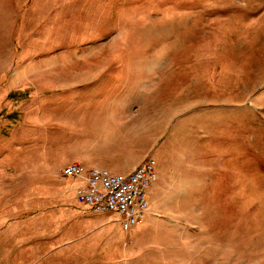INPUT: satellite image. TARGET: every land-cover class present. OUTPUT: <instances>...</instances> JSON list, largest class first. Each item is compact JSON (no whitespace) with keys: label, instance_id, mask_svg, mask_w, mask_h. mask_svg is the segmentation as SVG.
I'll list each match as a JSON object with an SVG mask.
<instances>
[{"label":"rangeland","instance_id":"obj_1","mask_svg":"<svg viewBox=\"0 0 264 264\" xmlns=\"http://www.w3.org/2000/svg\"><path fill=\"white\" fill-rule=\"evenodd\" d=\"M148 157L132 230L74 204ZM0 264H264V0H0Z\"/></svg>","mask_w":264,"mask_h":264},{"label":"built area","instance_id":"obj_2","mask_svg":"<svg viewBox=\"0 0 264 264\" xmlns=\"http://www.w3.org/2000/svg\"><path fill=\"white\" fill-rule=\"evenodd\" d=\"M65 177H75L81 183L76 199L97 212H113L120 216L123 229L130 231L142 223L150 209L148 192L157 178V161L148 157L127 174L83 163H70L62 168Z\"/></svg>","mask_w":264,"mask_h":264},{"label":"crops","instance_id":"obj_3","mask_svg":"<svg viewBox=\"0 0 264 264\" xmlns=\"http://www.w3.org/2000/svg\"><path fill=\"white\" fill-rule=\"evenodd\" d=\"M144 162V161H143ZM142 162V163H143ZM83 164H85V163H83ZM86 165V164H85ZM140 165V164H139ZM87 166H89V165H87ZM90 166H92V165H90ZM98 166H100V165H98ZM101 167H104V166H101ZM104 168H106V169H108L109 171H111V172H113V173H119V174H127V173H129L128 172V170H130V169H132V168H130V169H120V168H118V167H115V171H112L111 169H109V168H107V167H104ZM131 172V171H130ZM158 175V174H157ZM156 181H157V178H156ZM81 182H78L77 184H76V187H78L79 186V184H80ZM155 183V182H154ZM77 189V188H76ZM149 191H150V189H149ZM74 204H77L78 205V201H77V199H76V190H75V198H74ZM86 206V205H85ZM87 208L92 212V214L93 215H96V217L98 218L97 219V221H101V219L103 218V217H111L112 216V214H113V212H97V211H94V210H92L91 208H89L88 206H87ZM117 214V213H116ZM93 215H91L90 214V216H92L93 217ZM148 215H149V213H148ZM147 215V216H148ZM94 218V217H93ZM93 218H91V220L93 219ZM100 218V219H99ZM147 218V217H146ZM145 218V219H146ZM118 220L120 221V223H121V219H120V216L118 215ZM121 226H122V223H121ZM136 227V226H135ZM122 229H123V226H122ZM133 229V228H132ZM131 229V230H132ZM124 230V229H123ZM125 231V230H124Z\"/></svg>","mask_w":264,"mask_h":264}]
</instances>
